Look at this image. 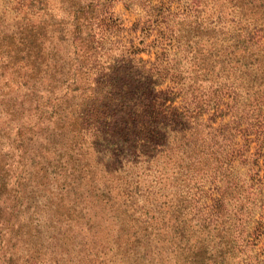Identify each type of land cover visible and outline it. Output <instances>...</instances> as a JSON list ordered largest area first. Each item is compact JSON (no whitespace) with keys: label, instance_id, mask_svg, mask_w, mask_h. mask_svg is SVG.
Returning <instances> with one entry per match:
<instances>
[{"label":"rangeland","instance_id":"rangeland-1","mask_svg":"<svg viewBox=\"0 0 264 264\" xmlns=\"http://www.w3.org/2000/svg\"><path fill=\"white\" fill-rule=\"evenodd\" d=\"M78 1L90 0H0V264H193L183 237L216 242L230 232L239 240L237 255L219 264H264V234L257 247L243 241L253 216L264 222V183L257 186L256 175L264 174V156L257 166L256 155L245 164L238 157L234 170L224 168L212 183L205 170L193 176L186 163H173L167 147L145 155L133 151L136 143L113 134L99 139L93 126L75 123L82 86L73 83V49L58 36ZM103 2L126 26L151 10L150 0ZM174 4L178 26L197 19L212 22L204 32L217 41L249 33L260 39L251 71L238 70L232 82L238 110L251 106L254 129L263 124L264 145V104L255 106L264 102L256 90L264 72L253 71L264 61V0ZM27 24L44 25L52 36L47 50L55 53L38 66L18 32Z\"/></svg>","mask_w":264,"mask_h":264},{"label":"trees","instance_id":"trees-1","mask_svg":"<svg viewBox=\"0 0 264 264\" xmlns=\"http://www.w3.org/2000/svg\"><path fill=\"white\" fill-rule=\"evenodd\" d=\"M100 2H76L58 36L73 49V83L82 86L78 110L72 113L75 123L93 126L99 139L113 134L123 143H136L133 151L145 155L167 147L175 153V159L168 154L173 163H186L193 176L205 170L212 183L224 168L232 172L238 157L245 164L256 155L254 165H259L264 156L263 124L254 129L257 124L246 111L251 106L238 110L232 80L238 70L251 71L250 59L261 50L260 39L254 41L256 35L249 33L242 41H217L211 30L204 32L212 22L204 26L197 19L189 27L178 26V20L173 21L179 16L174 0H150L151 10L132 26L108 13L105 2ZM45 29L34 24L18 28L33 65L55 53L54 47L47 50L52 36ZM253 71L264 72V61ZM263 84L256 86L262 94ZM259 102L255 106L264 104ZM254 143L257 150L251 153ZM256 175L257 186L262 187L264 174L257 170ZM212 200L218 201L216 192ZM245 228L250 231L244 246L257 247L264 234L262 218L253 216ZM213 239L183 237L184 253L193 264H219L228 254L236 257L237 236L230 232Z\"/></svg>","mask_w":264,"mask_h":264}]
</instances>
